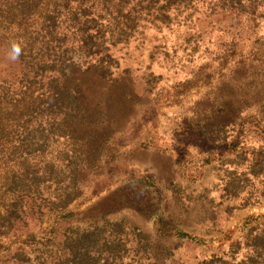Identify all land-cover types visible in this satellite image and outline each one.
Returning a JSON list of instances; mask_svg holds the SVG:
<instances>
[{
    "label": "trees",
    "instance_id": "trees-1",
    "mask_svg": "<svg viewBox=\"0 0 264 264\" xmlns=\"http://www.w3.org/2000/svg\"><path fill=\"white\" fill-rule=\"evenodd\" d=\"M205 1L0 0V264H264V215L246 219L219 238L224 249L220 246L192 263L176 257L175 248L153 242L122 222L63 230L71 217L69 206L78 197L80 166L90 168L104 149L95 120L102 111L85 103V76L112 80L119 69L115 56L127 50L146 25L167 29L177 18L174 14L182 17L186 48L198 45L214 15L221 19L213 26L227 18L231 23L243 19L246 27L264 25V0ZM198 6L204 17L195 19ZM227 26L232 32L243 29ZM14 43L22 50L15 61L10 59ZM224 125L222 120L212 123L208 132L214 133V142L226 143L229 152L244 150L239 141L243 129L227 141L226 135L221 137ZM260 135L264 145V129ZM61 143L71 146L53 160V147ZM248 151L250 166L257 164L263 172L264 151ZM228 183L226 190L233 196L245 192L244 206L253 194L264 192L252 185L243 188L235 177ZM129 186L145 196L141 211L152 213L158 238L195 249L209 244L211 240L180 230L160 215L152 177L132 180ZM47 219L50 223L44 227Z\"/></svg>",
    "mask_w": 264,
    "mask_h": 264
},
{
    "label": "rangeland",
    "instance_id": "rangeland-1",
    "mask_svg": "<svg viewBox=\"0 0 264 264\" xmlns=\"http://www.w3.org/2000/svg\"><path fill=\"white\" fill-rule=\"evenodd\" d=\"M197 11L193 17L203 18V8ZM174 15L167 29L146 25L115 56L119 69L111 81L93 73L85 76V103L102 111L95 120L104 149L90 168L80 166L78 197L69 206L71 217L63 230L122 222L153 242L175 248L176 257L192 263L221 249L219 238L243 221L264 215V192L253 194L244 206L245 192L236 197L226 190L234 177L243 188L264 189V171L250 166L248 151H264V25L246 27L243 19L240 24L227 18L217 24L220 31L212 23L221 17L214 15L198 45L186 48L182 17ZM232 24L243 29L228 31ZM127 93L133 94L125 98ZM217 120L226 121L221 137L226 135L227 141L243 129L239 141L244 150L229 152L226 143L214 142V133L208 131ZM70 146L55 145L52 159ZM148 177L160 195V215L180 230L211 240L208 245L195 249L158 238L152 213L141 211L145 196L129 186Z\"/></svg>",
    "mask_w": 264,
    "mask_h": 264
},
{
    "label": "clouds",
    "instance_id": "clouds-1",
    "mask_svg": "<svg viewBox=\"0 0 264 264\" xmlns=\"http://www.w3.org/2000/svg\"><path fill=\"white\" fill-rule=\"evenodd\" d=\"M21 47L18 44H12L11 50H10V59L15 61L16 59L19 58L21 55Z\"/></svg>",
    "mask_w": 264,
    "mask_h": 264
}]
</instances>
